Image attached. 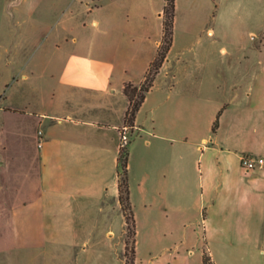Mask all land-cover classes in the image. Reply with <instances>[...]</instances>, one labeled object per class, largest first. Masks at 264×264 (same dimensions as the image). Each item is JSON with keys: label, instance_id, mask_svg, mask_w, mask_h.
<instances>
[{"label": "crops", "instance_id": "obj_1", "mask_svg": "<svg viewBox=\"0 0 264 264\" xmlns=\"http://www.w3.org/2000/svg\"><path fill=\"white\" fill-rule=\"evenodd\" d=\"M16 1V24L23 27V7L35 0ZM75 2L47 0L37 11L58 16L45 25L58 28L54 43L64 49L37 104L14 102L10 93L20 79L7 75L0 84V264L120 263L113 246L126 225L118 173L130 106L124 88L145 80L161 43L165 3L155 11L161 36L154 54L142 58L137 52L124 60L99 38L149 33L151 0H125L122 27L118 0H79L76 8ZM78 14L93 27L92 37L81 42L68 26ZM248 34L258 42L241 43L240 57L205 64L223 72L182 75L166 59L133 126L144 139V174L136 183L144 203L180 214L179 222L199 236L201 264L205 251L214 264H264V167L245 172L240 161L242 154L264 158V26ZM20 122L24 129L12 131L11 124ZM5 134L22 139L24 147L11 153ZM131 149L132 141L129 159ZM6 152L11 154L4 157ZM129 182L133 205L130 172ZM189 213L200 218L185 220Z\"/></svg>", "mask_w": 264, "mask_h": 264}, {"label": "rangeland", "instance_id": "obj_2", "mask_svg": "<svg viewBox=\"0 0 264 264\" xmlns=\"http://www.w3.org/2000/svg\"><path fill=\"white\" fill-rule=\"evenodd\" d=\"M131 1L138 5L143 4L145 0ZM124 2L125 0H118L116 6V19L120 27L127 20ZM16 3V0H0V84L7 75L9 78L20 79V83L12 90L10 96L18 105L33 108L37 104L38 95L43 90L45 79L57 71L58 64L54 63L58 62L64 49L57 48L54 43V37L59 35L58 28L45 25L54 23L58 16L55 18L51 15L42 16L37 12L45 8L47 0H35L34 3H28L23 7V27L16 24V20L21 17L20 4L16 7ZM78 3L79 0H76L75 8ZM164 3L165 0H151L147 7L149 11L146 22L149 33L139 30L133 34L112 32L100 36L99 40L110 45L116 55L124 60H130L137 52L142 58H148L156 51V41L161 36V23L155 11L160 6H164ZM35 8L34 18L30 11ZM53 26L56 27V24ZM68 26L71 37H75L80 42L88 36L92 37L93 27L86 15L78 14L71 17ZM263 26L264 0H176L174 43L168 54V65L173 71H178L182 75H208L215 70L208 69L205 65L209 60L221 61L230 58L232 54L240 57L241 43L256 45L258 42V39L250 38L249 31L251 29L257 31ZM215 71L223 72V69L217 66ZM22 74L27 75L28 78L22 79ZM126 126L129 127L132 141V154L128 167L132 176L135 201L133 206L137 230L136 264H151L152 261L156 264H201L199 236L179 222L180 214L165 212L160 206H149L144 203V193L136 184L144 174L142 163L144 139H140L139 133L133 126L128 123ZM11 127L12 131L21 132L24 129L21 122L18 125L13 123ZM205 131L206 129H199L198 134L202 135ZM21 141L22 139L18 142L14 134H5L2 138V142L6 143L11 153H18L24 147ZM129 146L126 149H129ZM3 149L0 148V152ZM10 152L3 154L4 157H8ZM150 195L158 194L152 192ZM10 204L8 202V205ZM9 212L10 208L7 209L8 219ZM182 217L190 222L200 218L194 213ZM126 241L125 225L115 241L118 243L113 246L114 250L118 247L120 252L119 264L126 263Z\"/></svg>", "mask_w": 264, "mask_h": 264}, {"label": "trees", "instance_id": "obj_3", "mask_svg": "<svg viewBox=\"0 0 264 264\" xmlns=\"http://www.w3.org/2000/svg\"><path fill=\"white\" fill-rule=\"evenodd\" d=\"M176 22V0H165L163 9V35L159 45L157 55L151 63L149 70L146 74L145 80L142 84L136 86L131 83L125 84L124 92L128 97L130 106L126 114V123L134 126L135 118L145 101L146 94L151 90L154 85L155 79L159 74L164 62L174 43ZM218 127V120L213 126V132ZM129 149H121L118 158V173L120 177L119 190H120V203L126 219L127 227V241H126V263L136 264V219L133 205L130 199V186L128 176L129 165ZM202 264H214L211 256L205 251L203 253Z\"/></svg>", "mask_w": 264, "mask_h": 264}, {"label": "built area", "instance_id": "obj_4", "mask_svg": "<svg viewBox=\"0 0 264 264\" xmlns=\"http://www.w3.org/2000/svg\"><path fill=\"white\" fill-rule=\"evenodd\" d=\"M0 105V110H1ZM131 142L129 127L125 126L121 132V148H126ZM241 167L245 172H250L264 167V158L252 154H242L240 157Z\"/></svg>", "mask_w": 264, "mask_h": 264}]
</instances>
